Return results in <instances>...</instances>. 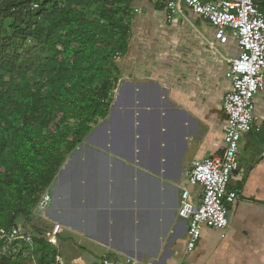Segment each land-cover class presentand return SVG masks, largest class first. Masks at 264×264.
Segmentation results:
<instances>
[{
    "label": "crops",
    "instance_id": "1",
    "mask_svg": "<svg viewBox=\"0 0 264 264\" xmlns=\"http://www.w3.org/2000/svg\"><path fill=\"white\" fill-rule=\"evenodd\" d=\"M156 1H131L128 47L114 58L107 114L56 173L45 239L70 263L108 256L120 264H264V88L254 98V127L239 142L228 226H202L186 251L187 223L177 214L184 170L223 150L222 101L232 88L226 73L239 48L233 37L216 43L203 19L200 26L186 13L167 19ZM184 21L193 27L181 45L186 54L167 55L166 42ZM190 192L200 197V187Z\"/></svg>",
    "mask_w": 264,
    "mask_h": 264
},
{
    "label": "trees",
    "instance_id": "2",
    "mask_svg": "<svg viewBox=\"0 0 264 264\" xmlns=\"http://www.w3.org/2000/svg\"><path fill=\"white\" fill-rule=\"evenodd\" d=\"M131 1L0 0V234L31 224L68 154L106 116L114 58L128 47ZM155 6L164 9L162 0ZM56 252L36 233L32 245H7L0 235V264H23L35 253L47 264Z\"/></svg>",
    "mask_w": 264,
    "mask_h": 264
},
{
    "label": "built area",
    "instance_id": "3",
    "mask_svg": "<svg viewBox=\"0 0 264 264\" xmlns=\"http://www.w3.org/2000/svg\"><path fill=\"white\" fill-rule=\"evenodd\" d=\"M160 1V0H159ZM167 19L186 18L187 8L214 28L216 43L225 44L233 37L239 54L229 60L227 77L232 88L223 97L226 115L223 150L202 159L192 160L184 170L177 214L186 220V251H192L201 236V227L224 229L228 226V205L237 198V191L228 187L238 168L239 142L254 127V98L264 88V9L255 0H162ZM37 5L34 4V7ZM213 48L215 44L209 43ZM200 187L195 199L190 187ZM51 200L46 189L35 210L44 209ZM6 244L20 241L33 244V235L13 225L1 230ZM129 259H127L128 261ZM129 262V261H128ZM47 264H120L108 256L70 263L56 255Z\"/></svg>",
    "mask_w": 264,
    "mask_h": 264
},
{
    "label": "rangeland",
    "instance_id": "4",
    "mask_svg": "<svg viewBox=\"0 0 264 264\" xmlns=\"http://www.w3.org/2000/svg\"><path fill=\"white\" fill-rule=\"evenodd\" d=\"M184 10H185L186 15L189 17V19L193 23H195V25L200 26L196 20L197 19L202 20V18L187 8H184ZM133 13H134V11H133ZM185 23H186V26H182L180 28L181 33L178 34V36H177V35H175L176 32H174L170 36L169 45H168V42H166L167 46H165L166 47L165 51L168 53L167 55H171L169 53L172 50L178 51V54H180V55L186 54L185 53L186 45L182 48H181V45L185 42L183 40H186V38L189 39L190 35L193 33V30H192L193 27H191L188 22H185ZM198 28H200L201 30L204 31V29L202 27H198ZM218 49L223 52L222 48L218 47ZM224 52H226V50ZM215 56L218 57L219 54L216 52ZM172 59L174 60V58H172ZM69 155L70 154H68L67 158H69ZM55 186H56V183H55V181H53L52 184L48 188L50 198H51L52 191L55 189ZM50 203H51V201L48 202V204L46 206L47 208L50 206ZM46 207L44 209H41V210H36V211L34 210L35 212H33L34 214H33L32 219L30 221L31 224H29V223L24 224L23 222H20L19 224L21 225L22 229L24 231H29L31 233V235H35V233H36V235H42V236L49 235L50 233H48V231H45V225H44L45 219L49 218V216L47 214H45ZM33 225L35 227H32ZM36 226L38 228H36ZM55 227H57V226L54 225V229H56ZM51 233H54V232H51ZM7 249H8V246L3 247V251H6ZM16 252L17 251H14L12 253H16ZM23 264H40L39 253H35V256L27 258L23 262Z\"/></svg>",
    "mask_w": 264,
    "mask_h": 264
}]
</instances>
